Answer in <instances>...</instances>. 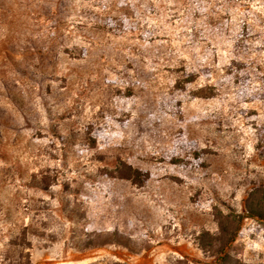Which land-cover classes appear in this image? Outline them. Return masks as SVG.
Listing matches in <instances>:
<instances>
[{
  "label": "rangeland",
  "instance_id": "obj_1",
  "mask_svg": "<svg viewBox=\"0 0 264 264\" xmlns=\"http://www.w3.org/2000/svg\"><path fill=\"white\" fill-rule=\"evenodd\" d=\"M263 124L264 0H0V264H264Z\"/></svg>",
  "mask_w": 264,
  "mask_h": 264
},
{
  "label": "trees",
  "instance_id": "obj_2",
  "mask_svg": "<svg viewBox=\"0 0 264 264\" xmlns=\"http://www.w3.org/2000/svg\"><path fill=\"white\" fill-rule=\"evenodd\" d=\"M251 29V25L246 23L245 21H242L239 25V33L234 36V39L231 42V48L232 50H237L239 48V43H245L247 41V34ZM233 55L230 57V64L234 65H241L243 62L242 56L239 53H236V55L231 52ZM209 95H212L210 93ZM260 136H259V146H258V153L261 157L264 158V124L260 128ZM140 177L142 176L141 171H139L136 168H133L131 166H127V169L123 172V178H131V177ZM256 195V196H255ZM245 216H249L252 218L262 219L264 217V186L259 188L257 193H254L251 198H249L245 203ZM242 217L241 215L239 216ZM221 228L223 230V233L221 237H210V239L206 242L204 245L205 248L210 249L213 247H216V251L219 253L226 254V249L229 247V245L233 242L235 238V231L228 228V226L223 222L221 224ZM217 240V246L215 245V242Z\"/></svg>",
  "mask_w": 264,
  "mask_h": 264
}]
</instances>
